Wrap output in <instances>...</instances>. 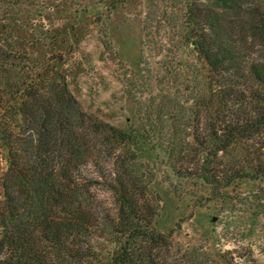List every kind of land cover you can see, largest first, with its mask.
Segmentation results:
<instances>
[{
  "label": "trees",
  "instance_id": "obj_1",
  "mask_svg": "<svg viewBox=\"0 0 264 264\" xmlns=\"http://www.w3.org/2000/svg\"><path fill=\"white\" fill-rule=\"evenodd\" d=\"M180 27L195 61L184 63V96L152 94L127 133L86 113L65 76L35 78L26 56L0 46V264H239L172 252L141 157L164 158L176 183L213 200L264 183V0H193ZM13 61L29 74L9 79Z\"/></svg>",
  "mask_w": 264,
  "mask_h": 264
},
{
  "label": "rangeland",
  "instance_id": "obj_2",
  "mask_svg": "<svg viewBox=\"0 0 264 264\" xmlns=\"http://www.w3.org/2000/svg\"><path fill=\"white\" fill-rule=\"evenodd\" d=\"M192 1L0 0V46L26 56L35 78L65 76L86 113L127 133L138 125L137 110L152 94L184 96V63L195 61L184 55L177 37L184 7ZM19 69L13 61L9 79L29 74ZM141 162L162 198L159 227L171 235L172 252L264 264V183L242 181L225 200H213L204 187L176 183L164 158L145 152ZM92 193L113 212L109 191L97 186ZM251 199L262 202V213L255 204L250 209Z\"/></svg>",
  "mask_w": 264,
  "mask_h": 264
}]
</instances>
